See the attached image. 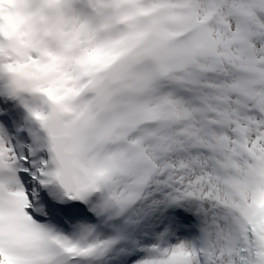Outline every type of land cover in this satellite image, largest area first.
<instances>
[{
	"label": "snow or ice",
	"instance_id": "1",
	"mask_svg": "<svg viewBox=\"0 0 264 264\" xmlns=\"http://www.w3.org/2000/svg\"><path fill=\"white\" fill-rule=\"evenodd\" d=\"M0 264H264V0H0Z\"/></svg>",
	"mask_w": 264,
	"mask_h": 264
}]
</instances>
